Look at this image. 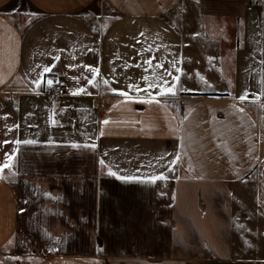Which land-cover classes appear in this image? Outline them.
Masks as SVG:
<instances>
[{
  "label": "crops",
  "instance_id": "1",
  "mask_svg": "<svg viewBox=\"0 0 264 264\" xmlns=\"http://www.w3.org/2000/svg\"><path fill=\"white\" fill-rule=\"evenodd\" d=\"M5 164L0 264H264V0H0Z\"/></svg>",
  "mask_w": 264,
  "mask_h": 264
},
{
  "label": "rangeland",
  "instance_id": "2",
  "mask_svg": "<svg viewBox=\"0 0 264 264\" xmlns=\"http://www.w3.org/2000/svg\"><path fill=\"white\" fill-rule=\"evenodd\" d=\"M187 12V11H186ZM188 14V15H187ZM186 16L190 17V13L187 12ZM204 25H203V24ZM199 24L198 30L195 33L189 34L186 31L183 32L185 35V64H186V78L191 79L190 82L194 84L192 90L186 89L185 93L198 94L197 91H201L200 93H210L211 90H216L217 86H215V72L213 71L219 65L218 64L219 55L216 50L221 51V45L216 44L214 41V37L209 33L207 29V22L204 21ZM227 35V34H224ZM211 51H210V50ZM194 64L197 67V71L192 72L193 74L188 73L187 68H190ZM223 75H228V73H222ZM193 75L195 77H193ZM218 90V89H217Z\"/></svg>",
  "mask_w": 264,
  "mask_h": 264
},
{
  "label": "snow or ice",
  "instance_id": "3",
  "mask_svg": "<svg viewBox=\"0 0 264 264\" xmlns=\"http://www.w3.org/2000/svg\"><path fill=\"white\" fill-rule=\"evenodd\" d=\"M50 69H48V68H45L44 69V71L45 72H47V71H49ZM49 85H51V81H48L47 82ZM169 92H171V89H169L168 90ZM122 95H126L125 93H121ZM246 97H244V96H241L240 97V99L241 100H244ZM104 123H107V121H105ZM91 147H95V145H92ZM101 164L102 165H104V161H101ZM6 167H9V165H7V164H5V165H3V166H0V171H2L3 170V168H6ZM109 175H113V176H116L117 177V179H122V180H125V181H129V180H133V179H138V178H135V177H131V176H126V177H121V176H119V175H117V173H115V172H112L111 171V169L109 170V173H108ZM154 179H156V178H153V182H154Z\"/></svg>",
  "mask_w": 264,
  "mask_h": 264
},
{
  "label": "built area",
  "instance_id": "4",
  "mask_svg": "<svg viewBox=\"0 0 264 264\" xmlns=\"http://www.w3.org/2000/svg\"><path fill=\"white\" fill-rule=\"evenodd\" d=\"M66 91V86L64 84H60L57 86H51L44 89V92L51 96H56L64 93ZM51 251L50 249H46L45 253L49 254Z\"/></svg>",
  "mask_w": 264,
  "mask_h": 264
}]
</instances>
